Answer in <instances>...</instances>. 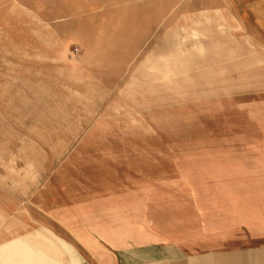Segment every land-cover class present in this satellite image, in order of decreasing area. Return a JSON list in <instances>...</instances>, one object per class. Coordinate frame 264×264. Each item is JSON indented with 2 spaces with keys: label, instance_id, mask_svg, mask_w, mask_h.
<instances>
[{
  "label": "rangeland",
  "instance_id": "obj_1",
  "mask_svg": "<svg viewBox=\"0 0 264 264\" xmlns=\"http://www.w3.org/2000/svg\"><path fill=\"white\" fill-rule=\"evenodd\" d=\"M220 1L0 0V142L28 157H264L254 24L181 26Z\"/></svg>",
  "mask_w": 264,
  "mask_h": 264
},
{
  "label": "crops",
  "instance_id": "obj_2",
  "mask_svg": "<svg viewBox=\"0 0 264 264\" xmlns=\"http://www.w3.org/2000/svg\"><path fill=\"white\" fill-rule=\"evenodd\" d=\"M199 7L181 26L252 23L244 39L263 52L264 0ZM145 23L150 38L155 22ZM23 150L0 142V264H264L262 154L172 159L106 148L99 158H49Z\"/></svg>",
  "mask_w": 264,
  "mask_h": 264
},
{
  "label": "bare ground",
  "instance_id": "obj_3",
  "mask_svg": "<svg viewBox=\"0 0 264 264\" xmlns=\"http://www.w3.org/2000/svg\"><path fill=\"white\" fill-rule=\"evenodd\" d=\"M194 36V35H193ZM194 37H196V36H194Z\"/></svg>",
  "mask_w": 264,
  "mask_h": 264
}]
</instances>
